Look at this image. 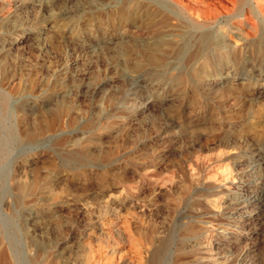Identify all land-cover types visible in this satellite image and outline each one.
Instances as JSON below:
<instances>
[{
	"label": "rangeland",
	"instance_id": "rangeland-1",
	"mask_svg": "<svg viewBox=\"0 0 264 264\" xmlns=\"http://www.w3.org/2000/svg\"><path fill=\"white\" fill-rule=\"evenodd\" d=\"M165 2L0 0V264H264V25Z\"/></svg>",
	"mask_w": 264,
	"mask_h": 264
},
{
	"label": "bare ground",
	"instance_id": "bare-ground-1",
	"mask_svg": "<svg viewBox=\"0 0 264 264\" xmlns=\"http://www.w3.org/2000/svg\"><path fill=\"white\" fill-rule=\"evenodd\" d=\"M166 1L167 2L162 3L160 7L156 6L155 8L151 9L150 17L151 19L152 18L154 19L157 16L158 19L156 20L164 22V23L173 19L175 20V23L178 24L179 26L178 30L181 33L182 40L181 42H179V44H177V48L175 47L177 54L182 55L187 52V49L190 44V36H193L195 33H197V31L201 29L210 30L214 36H219L221 39H219V41L214 43V47H212L210 50L211 57L210 58L207 57L208 59H205V60H206V63L213 64L217 67L222 66V65L231 64V62H234L236 60L235 59L237 58L236 53L239 52V47L237 45V41L235 38H238V39L240 38V39H243V41L247 42L248 37L251 34H254L259 30L258 29L259 24L264 25V0H166ZM234 19H236L237 22L242 23L245 25V27H247V29H242V27L240 28V26L237 27L236 29L238 31L235 32V36L233 32H230L229 25L227 26L228 29L226 30L223 29L222 27L223 24L229 23V20H234ZM202 33L204 34V32ZM201 41L203 42L202 38H201ZM230 41H233L234 43L231 46H230ZM204 43L205 42H203V44ZM260 74L261 72L259 73V75ZM2 222L0 223L1 225H2ZM8 243H11V242L9 241ZM3 263L8 264L6 261H4ZM106 263H108V261H106Z\"/></svg>",
	"mask_w": 264,
	"mask_h": 264
}]
</instances>
